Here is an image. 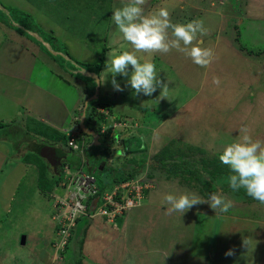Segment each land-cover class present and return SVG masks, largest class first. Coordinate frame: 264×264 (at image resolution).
<instances>
[{
  "label": "rangeland",
  "instance_id": "rangeland-1",
  "mask_svg": "<svg viewBox=\"0 0 264 264\" xmlns=\"http://www.w3.org/2000/svg\"><path fill=\"white\" fill-rule=\"evenodd\" d=\"M71 1L74 5L70 6L66 0L62 4L38 0L43 7L40 9L26 0H0L6 6L26 8L46 29L58 16L62 24L54 25L53 30L72 59L98 62L104 53L99 73L103 80L109 55L133 50L111 19L113 9L124 0ZM235 1L146 0L143 6L146 13L166 8L172 23L203 20L205 31L198 32L193 43L211 49L212 58L207 66H200L175 49L168 53L137 52L142 62L151 59L156 64L158 78L165 87H158L151 96H137L128 87L115 91L111 75L99 85V96L102 101H111L114 115L130 114L134 118H125L124 123L108 116L102 122L106 131L100 134L99 144L89 141V135L81 140L77 137L84 146L89 144L86 152L98 154L92 166L99 188L110 189L113 176L125 163L135 157L140 159L137 149L147 145V152H152L153 142L161 149L172 137L190 143L196 140L193 143L197 146L206 144L210 150L221 152L226 144L244 134L242 128L253 139L264 140V0H247L245 5H241L245 0ZM52 4L57 6L54 10L46 9ZM4 30L0 25V121L4 123L0 126V264H76L78 254L71 243L78 245L83 229L87 230L81 264H264V204L255 202L252 214L254 203L233 201L228 213L215 214L207 203H202L181 215L171 210L164 194L197 192L190 188L183 190L174 183L169 186L158 178L159 185L146 192L145 201L121 218L80 219L73 229V235L79 237L70 242L62 258L53 255L51 241L56 224L46 192L55 187L58 175L41 166L46 159L34 147L39 138L28 132H35L40 125L42 129L47 127L40 124L36 113L61 122L72 113L80 95L84 103V79L70 77L67 69L76 72L79 62L61 61L58 50H52L56 57L53 60V55L51 58L34 41L30 54L23 48L16 51L7 45L3 48V42L10 41L9 37L3 41ZM10 34L13 35L12 32L7 35ZM5 69L12 73L5 74ZM116 79L126 85V78L117 75ZM216 79L218 84L214 83ZM245 79L253 92L238 89V82ZM74 110L75 114L77 109ZM165 115L167 119L156 128L149 133L143 131L141 121L154 125ZM114 120L120 126L112 128ZM66 130L72 133L71 129ZM76 151H69L66 158L71 163L70 173L76 170ZM163 157L165 154L160 158ZM71 189L70 184H60L56 193L62 195ZM23 235L26 242L21 244ZM229 251L231 255L227 254Z\"/></svg>",
  "mask_w": 264,
  "mask_h": 264
},
{
  "label": "trees",
  "instance_id": "trees-1",
  "mask_svg": "<svg viewBox=\"0 0 264 264\" xmlns=\"http://www.w3.org/2000/svg\"><path fill=\"white\" fill-rule=\"evenodd\" d=\"M34 5L40 6V2L38 0H28ZM26 0V2H28ZM45 3V0H42ZM58 2L62 4V0H55V2ZM235 1V0H233ZM247 0L241 1V5H245ZM237 2V1H235ZM240 2V0H239ZM69 4L70 6L74 3L71 0H66V4ZM238 3V2H237ZM40 9H43L42 6H40ZM57 6L55 4H52L48 6V8H52L54 10ZM79 8V7H78ZM238 12L235 13V15ZM49 19V18H48ZM236 17H234V20L236 21ZM51 22V26L46 29L42 26V22L38 21L37 17L33 16L29 10L25 8V10L21 9L20 7L16 6H6L3 3L0 2V25H2L5 28V33L3 35V41L7 40L8 37L10 39L9 42L5 43L3 42V48L7 45V47H11L14 51L18 49H26L28 53L32 52V46H35V44L38 45V47L43 48L45 53L50 54V57L53 55V60L56 59L55 55L53 54V49L58 50L60 57L62 58L61 61L70 60L73 63L79 62L77 67L75 65H72L77 70L76 72L74 70L67 69L69 72L70 77L73 78H83V88L85 90V95H83V99H86L84 103H82V97L80 98V109H77L74 115V118L72 120V130L74 133V136L77 138L83 139L85 135H89V141H92L93 138L90 134L86 133L84 130L92 129L94 130L100 139L101 127L103 125L102 122H106L107 117L113 115L115 120L118 121H124L125 118L130 117L123 116L122 114L116 113L114 115V109L112 108L111 101H102V99L99 96V84L96 82L97 78L99 77L100 70L102 66L104 65V53L103 56H100V59L98 62H80L75 59H72L69 52L67 51L65 45L58 42V38L53 30L54 25H60L62 24L59 21V18L57 16L56 22ZM41 23V24H40ZM234 26H236L234 24ZM233 28V27H232ZM234 29V28H233ZM15 30V33L14 31ZM8 32H12L13 35L10 34L8 36ZM20 39L23 40V43ZM57 40V41H56ZM35 44H33L34 42ZM33 42V43H32ZM45 43V44H44ZM12 44V46H10ZM55 45V47H54ZM37 47V46H36ZM105 51V48L103 49ZM34 54V53H31ZM49 59V57L47 58ZM81 69L83 70V73H81ZM63 72V71H62ZM70 79V78H69ZM240 78L237 79V81ZM238 89L240 92H247L250 84H248V81L245 79L244 82H238L237 84ZM189 97H187L184 101L186 103V100ZM172 100V99H171ZM170 100V101H171ZM193 100V99H191ZM194 101V100H193ZM191 101V102H193ZM84 104V106H83ZM208 101L206 102V105H208ZM82 105V106H81ZM174 105L176 109L178 108L176 105V100L174 102ZM99 108H102L103 110H100ZM107 111V113L105 112ZM84 114L83 120L80 121L81 116ZM171 116V115H170ZM168 115H165L163 118L158 119V124H154L152 122L146 123L145 120L141 121L144 125L142 129L146 133H149L152 128H156L158 125H160L161 122L165 121L167 119ZM130 119L134 118L131 116ZM131 121V120H130ZM101 122V124H100ZM43 124V122H40V124ZM0 121V126L3 125ZM45 125V123H44ZM38 130L30 131L28 132V135L31 137H38L39 143L35 144L34 147L37 148V151L40 152L41 156L44 157V151H43V145L46 143L48 144H55L61 142V144L66 146L67 153L68 151H73L74 149L68 145L69 138L71 137L70 133L67 134V132H64L63 130H58L54 128L53 126L47 125L45 129H42L43 126ZM160 127V126H159ZM158 127V128H159ZM158 128L156 129L158 131ZM141 129V130H142ZM79 135V136H78ZM77 138V140H78ZM87 139V138H86ZM143 140V139H142ZM88 141V140H87ZM196 140H193L192 143L188 142V140L179 139L176 140L175 137H172L169 139V143H166L162 146V148H157L154 146V142L151 145V151L149 153L147 152V145L143 147H139L137 151L140 154V159H137L136 157L133 159L132 162L125 163L121 171H119L116 175L113 176V182H120L125 181L127 179L136 177L138 175L142 176L141 178V184H150L152 187H149V190L157 188L159 183L157 182L158 179H164L163 183L167 185L178 184L180 187L183 188V190L193 189L198 194L200 193L201 196H204V199H207L211 196L214 192H219L228 197L229 199L233 201H240L241 203L251 204L252 214L255 211V202H258L248 196L246 192L241 189L237 192H233L227 184V177L230 175V169L228 166L223 165L218 157L219 154L222 152L220 151H213L210 150L208 145L204 144L202 146H197V144L193 143ZM178 142V143H176ZM88 143V142H87ZM180 143L183 144V146L180 145ZM99 144V143H98ZM50 146V145H48ZM89 144L81 145L82 151L81 153L76 152L78 159H76V171L80 170L84 173H89L93 175V160L98 158V154L96 153H88L85 150L88 148ZM43 147V148H42ZM42 149V150H41ZM88 150V149H87ZM138 154V153H137ZM165 154V157L160 158L161 155ZM45 158V157H44ZM103 158V157H101ZM161 159V160H160ZM108 161V160H107ZM106 162V161H105ZM44 164V165H43ZM41 166H47V168L50 170L51 174L58 175L57 178H55L54 182L56 183L55 187L52 189H48L46 192V196L49 197V194L52 191H56L58 188V185H60L63 182V178L65 179V183L67 185L68 179L67 177L72 174L70 173L69 167H71V163L67 162L66 159L62 160V163L59 165L58 173L54 171V169L51 167V165L47 162L46 164L42 162ZM102 167V166H101ZM104 169V166L103 168ZM144 174V175H141ZM94 176V175H93ZM95 177V176H94ZM158 183V184H157ZM173 184V185H174ZM96 185L97 180H96ZM154 185V187H153ZM172 185V186H173ZM38 187L40 188V185L38 184ZM106 190L101 189L98 187V191L93 196H88L86 200L83 201L84 204L87 205V212L92 213L94 211V207H92L93 199H98V203L101 204L103 202L102 200V194ZM143 192H147V189L143 188ZM237 198V199H236ZM2 206H0L1 208ZM249 207V206H248ZM211 209V208H209ZM254 210V211H253ZM230 211V210H229ZM228 211V212H229ZM227 212V213H228ZM125 214L122 213L119 216H123ZM215 214H221V213H215ZM225 214V213H222ZM91 219V217L87 214H79L76 217L75 224L70 228V235L67 238V242L65 244V247L63 251L60 252L61 257L63 256L62 253L66 252V250L70 247V242L74 240V238H78L79 236L73 235V229H75L78 225V222L80 219ZM88 227V225H86ZM87 229H83V237H79L80 239L78 245H76L74 242L71 243L72 247H76V253L78 254V257L76 259V264H81L82 257L84 255L81 254L85 233Z\"/></svg>",
  "mask_w": 264,
  "mask_h": 264
},
{
  "label": "clouds",
  "instance_id": "clouds-1",
  "mask_svg": "<svg viewBox=\"0 0 264 264\" xmlns=\"http://www.w3.org/2000/svg\"><path fill=\"white\" fill-rule=\"evenodd\" d=\"M145 2L146 0H124L120 7L113 9L111 13L112 22L118 28L123 40L127 41L133 50H124L118 54L113 53L109 55L105 63L106 72L103 80L100 77L97 78L96 82L99 85H103L108 76L111 75L110 83L115 91H124L125 87H128L137 96L141 94L151 96L157 91L158 87L160 89L165 87L163 81L158 78L156 64L151 59H144L142 62L136 55L137 52L168 53L172 49H175L190 57L196 65L207 66L210 63L212 50L193 43L197 39V33L202 34L205 31L203 20L193 19L187 23H172L169 19V11L166 8H159L146 13L143 7ZM169 29H171V37L169 36ZM117 75L121 78H126V85H122L117 81ZM214 83L218 84L219 80H214ZM99 109L103 110L102 108ZM105 112L107 113L106 110ZM112 117L114 118V116ZM114 123H116L115 120ZM118 126L120 125L116 123L112 128ZM100 129L102 133H105L106 127L104 125ZM62 130L67 132L66 129ZM241 131L244 134L239 139L226 144L218 159L230 169L231 174L227 177V184L233 192L243 189L248 196L264 204V140L259 138L253 139L251 135L247 134L246 128H242ZM72 133L70 135L74 136ZM78 144L83 145L84 143L78 142ZM50 146L61 147L65 151L67 158L66 146L61 144ZM77 149V151L76 149L73 151L81 153L82 147L80 146ZM45 159L48 160L46 157ZM49 164L51 165L50 162ZM51 167L53 168L52 165ZM130 180L141 181V178L138 175L125 181L115 182L110 189L117 184ZM145 185L144 189L148 191V184ZM146 197L147 193L143 192V198L139 205L131 208L139 207ZM48 198L50 200V196ZM163 198L170 205L172 211L179 212L181 215L193 206L202 203H207L215 213L221 214L227 213L232 207V200L219 192L212 193L207 200L191 191H170L165 193ZM129 209L124 212L126 213ZM118 217L121 218V216ZM56 229L57 224L53 241L56 237ZM53 241H51L53 255L58 256L53 249ZM227 254L231 255V251Z\"/></svg>",
  "mask_w": 264,
  "mask_h": 264
},
{
  "label": "built area",
  "instance_id": "built-area-1",
  "mask_svg": "<svg viewBox=\"0 0 264 264\" xmlns=\"http://www.w3.org/2000/svg\"><path fill=\"white\" fill-rule=\"evenodd\" d=\"M68 145L74 149L81 146L74 136L69 138ZM67 179V184L72 186L71 190L62 195L57 194L56 191L49 194L53 219L57 224L56 237L52 246L58 255L63 251L70 235V228L74 226L79 214H87L90 217L102 216L106 220L112 221L127 209L139 205L143 198V188L146 186L141 184L139 180L117 184L102 194L103 202L101 204L98 203L97 205L98 199H93L94 211L88 214L87 205L83 201L98 191L96 178L92 174L78 170L70 174Z\"/></svg>",
  "mask_w": 264,
  "mask_h": 264
},
{
  "label": "water",
  "instance_id": "water-1",
  "mask_svg": "<svg viewBox=\"0 0 264 264\" xmlns=\"http://www.w3.org/2000/svg\"><path fill=\"white\" fill-rule=\"evenodd\" d=\"M84 112L81 116V119L80 121L83 120V117H84ZM86 133L90 134L93 138V141L98 144L99 141H98V134L92 130V129H89V130H84ZM43 151L45 152L43 155L48 159V161L51 163V165L53 166L54 168V171L56 173H58V166L61 164V160L66 158V153L65 151L61 148V147H58V146H44L43 148ZM25 238L26 236L23 235L21 237V244H24L25 243Z\"/></svg>",
  "mask_w": 264,
  "mask_h": 264
},
{
  "label": "crops",
  "instance_id": "crops-1",
  "mask_svg": "<svg viewBox=\"0 0 264 264\" xmlns=\"http://www.w3.org/2000/svg\"><path fill=\"white\" fill-rule=\"evenodd\" d=\"M10 73H12L10 70H7V69H5V74H10ZM11 75H13V74H11ZM25 82V81H24ZM21 83V82H20ZM24 85H25V83H24ZM39 88H41V87H37V89H39ZM80 98H81V95H80ZM80 98H79V102H78V104L76 105V106H73V108H72V113L71 114H67V115H65L64 116V119L65 120H61V122H59V120H57V121H53V120H51L50 118H48L45 114H38V113H36L37 115H35V116H38V118H39V120H40V122H43V123H45V124H47V125H50V126H53L54 128H56V129H58V130H62V129H64V128H66V129H72V120H73V118H74V109L76 108V109H79V106H80ZM28 103H29V105H30V108L33 110L34 109V112H37L35 109H37V108H35L32 104H31V102L30 101H28ZM39 110V109H38ZM40 111V110H39ZM28 112H30V111H28ZM29 115H30V113H28ZM76 116V115H75ZM66 119H69V121H67ZM48 121V122H47ZM59 145V144H61V142H57V143H55V144H49V145ZM47 144L45 143L44 145H43V147L44 146H46ZM61 145H63V144H61ZM65 146V145H64ZM42 147V148H43ZM42 150V149H41ZM47 162L49 163V161L47 160ZM105 165V164H104ZM102 168V167H101Z\"/></svg>",
  "mask_w": 264,
  "mask_h": 264
},
{
  "label": "flooded vegetation",
  "instance_id": "flooded-vegetation-1",
  "mask_svg": "<svg viewBox=\"0 0 264 264\" xmlns=\"http://www.w3.org/2000/svg\"><path fill=\"white\" fill-rule=\"evenodd\" d=\"M45 153V152H44Z\"/></svg>",
  "mask_w": 264,
  "mask_h": 264
}]
</instances>
